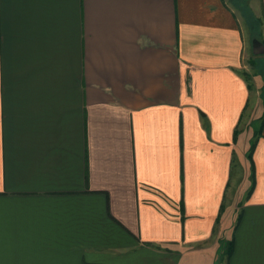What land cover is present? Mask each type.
<instances>
[{
	"label": "crops",
	"instance_id": "obj_1",
	"mask_svg": "<svg viewBox=\"0 0 264 264\" xmlns=\"http://www.w3.org/2000/svg\"><path fill=\"white\" fill-rule=\"evenodd\" d=\"M262 116L264 0H0V264H264Z\"/></svg>",
	"mask_w": 264,
	"mask_h": 264
},
{
	"label": "trees",
	"instance_id": "obj_2",
	"mask_svg": "<svg viewBox=\"0 0 264 264\" xmlns=\"http://www.w3.org/2000/svg\"><path fill=\"white\" fill-rule=\"evenodd\" d=\"M254 29H255V31H257V26H256V25H254ZM259 34L261 35V32H260V31H259ZM244 78L247 80L249 77L247 76V74H245V75H244ZM248 86H249V85H248ZM262 122H264V116H262ZM254 145H255V141L252 140L251 143H250L249 152H248V158H249L250 162H251V154H252V151H253ZM250 190H251V189H250ZM249 192H250V191H249ZM231 248H232V244H231V242H230V243H228V245H227L226 248H225V252H226L225 255H226V256L230 255V253H231Z\"/></svg>",
	"mask_w": 264,
	"mask_h": 264
},
{
	"label": "rangeland",
	"instance_id": "obj_3",
	"mask_svg": "<svg viewBox=\"0 0 264 264\" xmlns=\"http://www.w3.org/2000/svg\"><path fill=\"white\" fill-rule=\"evenodd\" d=\"M256 54H259V51H256L255 52ZM247 56H248V51H247ZM247 56H246V58L245 59H247ZM250 56V55H249ZM249 68V67H248ZM252 73H255V71H254V67L252 66ZM231 250H232V248H231ZM226 254V252L224 253V255ZM225 257V260H228V257H229V255L228 256H224ZM227 257V258H226Z\"/></svg>",
	"mask_w": 264,
	"mask_h": 264
}]
</instances>
